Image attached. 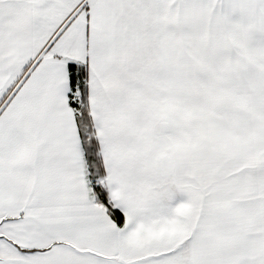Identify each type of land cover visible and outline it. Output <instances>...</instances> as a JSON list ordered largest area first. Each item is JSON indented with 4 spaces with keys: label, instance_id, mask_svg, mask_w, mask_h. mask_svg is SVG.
<instances>
[{
    "label": "crops",
    "instance_id": "obj_1",
    "mask_svg": "<svg viewBox=\"0 0 264 264\" xmlns=\"http://www.w3.org/2000/svg\"><path fill=\"white\" fill-rule=\"evenodd\" d=\"M180 47L199 54L180 60ZM262 47L264 0H0V264H264L258 87L247 83L251 105L170 115L174 77L227 76L243 90L259 74L242 62ZM70 63L87 68L93 175L122 226L88 192ZM32 66L28 105H2ZM131 79L166 93L167 152L148 153L146 124L126 112Z\"/></svg>",
    "mask_w": 264,
    "mask_h": 264
},
{
    "label": "rangeland",
    "instance_id": "obj_2",
    "mask_svg": "<svg viewBox=\"0 0 264 264\" xmlns=\"http://www.w3.org/2000/svg\"><path fill=\"white\" fill-rule=\"evenodd\" d=\"M55 23V20H52V27L53 29L58 24ZM54 29L50 31V35L54 34ZM185 31H180V34ZM53 43V44H52ZM48 50L54 49V42H52ZM264 49V47H262ZM199 52L196 50L189 51L188 47H180L178 52V58L181 59H187L188 57L198 55ZM258 61V60H257ZM245 65V69L242 67L243 75L248 74L249 72H252L255 70L259 75L257 78H250L249 75H246L247 77H243L242 85H244L245 88L242 89H234L232 88V82L234 81L233 78H222V77H213V76H192V77H174L173 79V85H172V91H174V99L175 101L171 102L170 108V115H173V112L179 113V111H184L188 107L190 108V111H196L199 113L198 108H204L205 105H235L242 104V105H251V93H250V87H248L247 83L251 84L253 88L257 89L253 94L252 102H254V105H264V86L262 83H264V56H260L258 63H254L250 66H247L250 63H243ZM34 66V65H33ZM31 67L28 72H26L25 76L21 78L19 83V89L16 92L13 91V93L7 95V98L5 102L2 105H28V99L31 95L25 93L27 90V83H30V81L33 80V75L36 71H34V67ZM186 65H181L182 69H186ZM227 66H220L221 71L227 70ZM237 78V77H236ZM143 80V79H142ZM167 80V79H166ZM139 79H131L130 83V93L128 95V99L126 102L128 105H126V112L132 113V115L135 116H141V124L145 125L147 136H146V149L148 153L150 151H156V150H162L164 152H167V148L164 142H162L161 139V133L160 131L163 130L164 132L168 127H162L159 129V122L165 117V97L166 93H164L163 88L161 87V83L158 81L156 84L159 86L158 88L153 87V80H150L145 89L143 86L142 90L136 89V86L138 85ZM232 81V82H231ZM143 80V84H144ZM205 95V101L203 102V95ZM242 95L244 96L242 99ZM181 104H187V107H182ZM115 117L117 119L120 118V112L118 110L114 109ZM135 114V115H134ZM115 117L113 120L115 121ZM132 118V116H130ZM171 117V116H170ZM112 120V121H113ZM164 121V120H163ZM136 124V123H134ZM83 135L85 136L87 134V127H83ZM132 128L134 130L137 129V126L132 125ZM170 129V128H169ZM168 129V130H169ZM111 133V129H110ZM166 134V132H165ZM111 142L115 144L116 147L119 149L124 148V142L122 141V135L118 130V126H115L112 130V140ZM153 147H156V149H152ZM85 153V152H84ZM91 154L86 150V153L84 154V162L87 168L91 169L92 165L90 163ZM149 172V171H148ZM90 173H87L89 175ZM91 177V176H90ZM88 179V184L91 186V179Z\"/></svg>",
    "mask_w": 264,
    "mask_h": 264
},
{
    "label": "trees",
    "instance_id": "obj_3",
    "mask_svg": "<svg viewBox=\"0 0 264 264\" xmlns=\"http://www.w3.org/2000/svg\"><path fill=\"white\" fill-rule=\"evenodd\" d=\"M68 70V86H69V93H68V103L69 106L76 112L78 115V122H80L81 128H83L86 123L87 129L91 132L89 116L86 113V101L88 99V92H87V68L85 65L77 64V63H70L67 66ZM82 147L84 152L88 150L91 154L90 163L92 168L89 169L86 167V179L90 178L92 185L88 184V192L89 195L94 198V200L99 204L104 210L106 211L107 215L116 223L118 226H122L123 224V216L120 212L115 210L108 199L107 191L104 187L100 184H97V178L93 175V167L96 165L100 167V163L97 162L98 158L96 156V152L98 151V146L94 138L83 135L82 133ZM95 169V168H94ZM87 173H90L87 175ZM91 176V177H90Z\"/></svg>",
    "mask_w": 264,
    "mask_h": 264
}]
</instances>
